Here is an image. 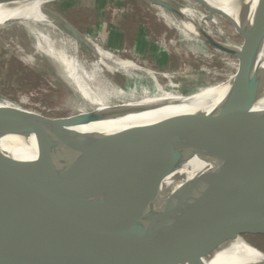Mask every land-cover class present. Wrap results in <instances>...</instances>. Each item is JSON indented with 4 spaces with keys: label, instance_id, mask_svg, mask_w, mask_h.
I'll list each match as a JSON object with an SVG mask.
<instances>
[{
    "label": "water",
    "instance_id": "obj_1",
    "mask_svg": "<svg viewBox=\"0 0 264 264\" xmlns=\"http://www.w3.org/2000/svg\"><path fill=\"white\" fill-rule=\"evenodd\" d=\"M255 7L263 22L264 0ZM56 22L73 37L72 27L79 44L91 48L72 24ZM206 41L229 48L214 38ZM245 49L259 47L249 43ZM230 85L219 105L237 107L247 88L240 80ZM213 96L140 103L116 109L110 119L93 110L111 121L94 129L68 127L41 114L0 121V233L83 227L90 217H106L113 233V224L127 227L123 264H152L149 235L168 249L157 223L185 235L226 228L232 238H239L237 226L264 227V115L200 110Z\"/></svg>",
    "mask_w": 264,
    "mask_h": 264
},
{
    "label": "bare ground",
    "instance_id": "obj_2",
    "mask_svg": "<svg viewBox=\"0 0 264 264\" xmlns=\"http://www.w3.org/2000/svg\"><path fill=\"white\" fill-rule=\"evenodd\" d=\"M48 1L54 0H0V25L13 19L17 27L31 31L33 41L27 48L15 45L22 62L34 68H42L52 62L61 69L65 83L101 104L107 111H116L109 104L107 95L121 94L120 89L109 79V76L118 72L132 80L135 86H140L141 80L149 82L141 97L134 93L128 95L133 104L159 101L184 103L213 94L210 102L200 106V110H213L225 117L264 115V21L258 18L255 7L258 0L242 5L229 0H205L215 12H223L234 20V31L243 33L251 45L259 47L254 52L241 44H226L229 48L225 49L235 56L224 59L232 73L225 81L210 85L198 84L186 76L182 69L176 73L156 72L100 46H91L97 59L82 57L79 38L72 27L69 26L68 30L73 37L67 38L61 33L40 30L37 23L28 20L32 15H39V6ZM184 1L187 3L159 0L158 3L162 8H167L171 16L163 11L159 15L168 26L176 27L181 32V38L192 43L194 50L205 55L209 46L206 38L215 39L206 24L211 22L217 25L219 21L207 18L195 8L204 4L203 0ZM220 45L225 46L222 43ZM208 58H211L210 54ZM247 67H251L248 72ZM179 77H184V80H174ZM162 79L168 82L164 84ZM239 80L246 85V98L237 107L219 105L223 95H226L225 88ZM29 98L30 94L22 95L18 103H12L0 95V121L42 118L40 113L26 108ZM109 224L110 220L106 217H90L87 226L83 227L68 223L43 232L0 233V264H115L116 260V264H123L122 249L127 227L113 224V233L108 230ZM157 230L164 235L168 249L149 235L147 240L152 264H264V254L260 250L240 238L227 235L226 228L213 233L185 235L168 232L157 223Z\"/></svg>",
    "mask_w": 264,
    "mask_h": 264
},
{
    "label": "rangeland",
    "instance_id": "obj_3",
    "mask_svg": "<svg viewBox=\"0 0 264 264\" xmlns=\"http://www.w3.org/2000/svg\"><path fill=\"white\" fill-rule=\"evenodd\" d=\"M195 8L207 18L218 19L217 25L211 22L206 24L216 41L243 46L249 44L241 32L234 31L233 22L226 15L203 4ZM38 9L39 15H32L28 20L37 23L40 30L72 38L56 22L58 18L63 19L77 28L91 46H100L156 72L176 73L182 69L190 79L206 85L225 81L232 73L224 59L235 56L212 43H208V53L199 54L192 43L181 38V32L176 27L168 26L163 21L160 11L169 16L171 13L155 0H54L43 3ZM32 41L31 31L17 27L15 22L0 25V95L18 103L22 95L30 94L26 108L68 127L94 129L111 123L110 120L103 122L94 111L107 119H110L113 111H107L101 104L65 83L61 69L52 62L42 68L30 67L22 62L15 45L27 48ZM79 47L82 57L90 60L98 58L85 43H80ZM208 54L211 58H208ZM109 79L121 91L119 95H107L109 104L118 110L133 104L129 94L141 97L149 86L146 80L139 81L140 86H135L132 80L118 72ZM174 80L181 81L184 77ZM161 81L164 84L168 82L166 79ZM231 85L225 88L226 95H223L222 101H227ZM234 231L240 239L264 252V227L241 225L235 227Z\"/></svg>",
    "mask_w": 264,
    "mask_h": 264
}]
</instances>
